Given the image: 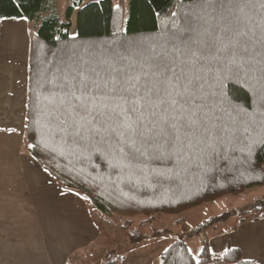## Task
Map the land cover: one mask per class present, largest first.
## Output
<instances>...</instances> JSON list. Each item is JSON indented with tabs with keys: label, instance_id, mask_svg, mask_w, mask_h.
<instances>
[{
	"label": "trees",
	"instance_id": "obj_1",
	"mask_svg": "<svg viewBox=\"0 0 264 264\" xmlns=\"http://www.w3.org/2000/svg\"><path fill=\"white\" fill-rule=\"evenodd\" d=\"M232 3L245 5L244 13L260 25L247 56L224 50L225 30L241 16L228 7ZM212 5L209 0H128L126 21L118 27L114 0H71L63 14L58 0H0V34L4 19L34 22L29 151L67 185L82 189L103 213L118 215L124 226L264 185V0H212ZM209 42L216 44L211 53ZM162 60H194L207 97L196 101L201 105L197 128H180L171 143L165 133L175 121L154 115L156 98L148 107L146 99L123 91ZM85 97L88 111L76 107L77 98ZM136 99L138 110L132 111L129 102ZM256 201L253 209L262 211L253 220L259 221L264 199ZM226 217L215 216L176 238L156 264H261L231 245L213 253L209 238L193 252L186 237Z\"/></svg>",
	"mask_w": 264,
	"mask_h": 264
},
{
	"label": "rangeland",
	"instance_id": "obj_2",
	"mask_svg": "<svg viewBox=\"0 0 264 264\" xmlns=\"http://www.w3.org/2000/svg\"><path fill=\"white\" fill-rule=\"evenodd\" d=\"M85 1L88 3L95 0ZM70 2L71 0H58L62 14L65 13ZM114 4L118 6L115 11V24L123 27L127 17L128 0H114ZM21 19L29 24L28 29L33 28L31 20ZM4 20L2 35L5 42L6 38H13L15 29L14 21L9 20L19 19ZM24 27L22 24L19 25L21 30L19 41L23 37L21 35ZM76 31V27L73 26L71 32L75 34ZM22 46L23 42L19 49L20 55L24 56L27 49L25 51ZM5 132L0 133V154H3L0 158V230L43 231L50 253L54 247L51 246L52 244L60 247L63 243L64 255L65 250L68 249L67 264H105L118 253L122 241L127 242L128 247L129 239H134L136 242L143 235V237L160 236L176 239L194 231L204 223L211 222L213 217L226 214L225 219L212 222L201 233L186 237L193 252L197 254L206 238L210 240L233 231V227L240 223L242 218L246 219L245 222H258L253 218L262 211L253 207L257 202L256 199H264V185L251 187L238 195L231 194L197 205L181 213L165 214L153 222L146 221L145 217H138L130 226H124L123 220L118 215L103 213L82 189L67 185L41 163L29 151L27 137L21 138L8 130ZM8 133L13 138L9 137ZM3 166L13 168L20 176L22 170L24 171L23 177L16 180L15 189L5 187L7 179L3 178L1 171ZM2 195H5V202L1 199ZM11 195H15V201L10 200ZM247 210L249 211L246 212ZM154 229H167V231L163 235H158L153 233ZM54 234L56 237L53 238Z\"/></svg>",
	"mask_w": 264,
	"mask_h": 264
},
{
	"label": "crops",
	"instance_id": "obj_3",
	"mask_svg": "<svg viewBox=\"0 0 264 264\" xmlns=\"http://www.w3.org/2000/svg\"><path fill=\"white\" fill-rule=\"evenodd\" d=\"M18 19L9 20L14 21L15 29L13 38H6L5 42L2 35L3 23L1 25L0 133L8 130L22 138L26 137L30 54L34 22L31 21L33 28L28 29L29 24L26 20ZM21 24L25 26L21 35L24 38L22 37L19 41L21 31L19 25ZM22 42L24 50L27 49L24 56L20 55L21 50L19 49ZM8 136L13 138L9 133ZM1 155L3 156V154H0V158H2ZM1 171L3 178L7 179L5 187L10 189H15L16 180L23 177L22 174L24 173L22 170L20 176L16 170L5 166ZM11 197L10 200H16L14 199L15 195H11ZM1 199L5 202V195H2ZM121 227L124 228L122 225ZM143 236L136 242L134 239H129L130 245L128 247L126 246L127 242L122 241L118 247V253L112 259H118L119 264H156L161 253L175 240L168 237ZM54 237L56 234L53 235ZM53 245V251L50 253L43 231L8 232L0 230V264H67L68 249L65 250L66 254L64 255L63 243L60 247L56 244L51 246ZM230 245L239 248L244 258L256 259L264 264V219L258 222H245L237 230L226 232L224 235L209 240V247L213 253L223 252ZM119 257L122 258L119 259ZM112 259L106 261L105 264Z\"/></svg>",
	"mask_w": 264,
	"mask_h": 264
},
{
	"label": "snow or ice",
	"instance_id": "obj_4",
	"mask_svg": "<svg viewBox=\"0 0 264 264\" xmlns=\"http://www.w3.org/2000/svg\"><path fill=\"white\" fill-rule=\"evenodd\" d=\"M218 3V0H216ZM209 6L212 5V0H209ZM231 9H239L240 17L235 18L233 27L225 30L224 41H226V52H239L245 56L249 55L252 48L256 46L257 37L255 29L260 25L253 18L248 17L244 13L245 5L240 3H232L228 5ZM253 8L254 5H247ZM264 43V41H261ZM216 49L215 42H209L207 51L211 53ZM208 56H201L200 60L205 61ZM183 65V67H181ZM200 67L194 60L181 61L177 64L175 61H164L154 64L151 69L143 73V79L139 76L134 77L137 83L132 87L125 88L123 91L130 96L136 98H144L147 101V106H152V98H156V104L159 112L154 115H160L161 118L171 116L175 123L168 126L165 133L166 138H169V143L176 138V133L180 128L193 130L197 128V111L201 109V105L197 104L198 97L201 100L207 99L203 92V85L199 72ZM84 87H87L86 85ZM141 93L143 94L141 96ZM121 99H125L121 97ZM138 99L130 101L129 107L132 111H137ZM71 103V101H70ZM162 105V108L160 106ZM80 110L88 111L89 104L87 97L84 99L77 98V105ZM201 115H203L201 111ZM103 112L98 110L97 118H102ZM161 131H164L163 129ZM143 138V136H141Z\"/></svg>",
	"mask_w": 264,
	"mask_h": 264
}]
</instances>
